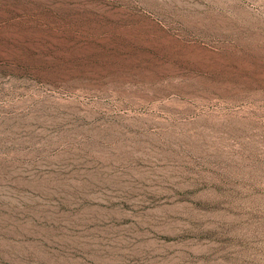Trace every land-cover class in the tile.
Segmentation results:
<instances>
[{"label": "rangeland", "instance_id": "374dc122", "mask_svg": "<svg viewBox=\"0 0 264 264\" xmlns=\"http://www.w3.org/2000/svg\"><path fill=\"white\" fill-rule=\"evenodd\" d=\"M0 264H264V0H0Z\"/></svg>", "mask_w": 264, "mask_h": 264}]
</instances>
